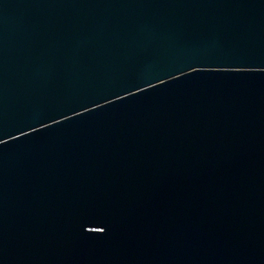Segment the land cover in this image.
Segmentation results:
<instances>
[{"label":"water","instance_id":"1","mask_svg":"<svg viewBox=\"0 0 264 264\" xmlns=\"http://www.w3.org/2000/svg\"><path fill=\"white\" fill-rule=\"evenodd\" d=\"M0 264H264V0H0Z\"/></svg>","mask_w":264,"mask_h":264}]
</instances>
